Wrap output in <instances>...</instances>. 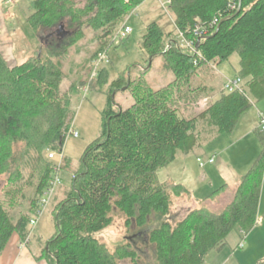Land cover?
<instances>
[{
	"label": "trees",
	"instance_id": "1",
	"mask_svg": "<svg viewBox=\"0 0 264 264\" xmlns=\"http://www.w3.org/2000/svg\"><path fill=\"white\" fill-rule=\"evenodd\" d=\"M145 1L32 0L27 18L32 31L51 36L62 27L70 37L62 44L47 39L46 46L55 49L16 66H10L0 52V176H7L0 197V254L14 235L24 243L31 235L30 222L52 175L53 163L45 154L49 148L63 147L73 122L70 94L76 95V88L79 93L83 87L97 90L108 80L106 67L97 79H92L91 69L71 93L63 92L66 74L61 59L83 38L85 27L104 32L93 61L107 53L121 23ZM169 1L176 29L166 34L158 23L150 24L142 48L149 62L162 56L164 69L175 80L154 90L143 81L145 69L138 82L126 83L124 73L112 82L111 95L125 85L133 87L135 104L127 110L115 109L110 96L101 137L86 149L71 190L61 200L55 195L49 206L56 232L38 260L142 264L130 243L110 251L94 237L112 226L116 213L125 219L127 229L150 228L148 243L154 247L157 264H205L211 253L225 248L233 232L248 235L256 227L264 177L262 129L256 132L263 147L260 156L237 186L233 200L219 212L204 204L217 199L228 185L199 201L201 208L177 224L165 221L175 198L190 192L183 184L160 182L157 172L212 137L231 135L252 108L251 99L264 101V0H242L239 13L240 0ZM177 31L194 40L196 48L201 39L197 54L181 48L177 35L173 36ZM197 31L202 37L195 35ZM235 54L240 58L238 76L244 81L241 91L195 87L196 78L211 71L208 65L222 64ZM205 98L209 103L199 116L181 113L193 111ZM200 122L212 135L203 138Z\"/></svg>",
	"mask_w": 264,
	"mask_h": 264
},
{
	"label": "rangeland",
	"instance_id": "2",
	"mask_svg": "<svg viewBox=\"0 0 264 264\" xmlns=\"http://www.w3.org/2000/svg\"><path fill=\"white\" fill-rule=\"evenodd\" d=\"M31 1L13 0L12 3H7L6 0H2V3H0V40L3 35L7 45V54L12 51L15 60L18 62L17 64L25 62L30 57L46 54L48 50L55 49L54 45L46 46L48 41L55 44L53 35L50 36L48 32L35 33L27 24V18L32 12L30 8ZM174 21L175 18L169 10L168 0H146L119 26L121 28L126 23L132 28L133 33L124 41L115 40L108 52L105 53L110 60V63L104 66L108 74L107 83L97 90H90L88 93L84 92L86 88L83 87L80 93L79 89L77 91L76 88V95L70 94V97H72L73 122L69 123V129L73 126L74 131L78 132L79 135L75 138L68 136L69 131L66 133V140L62 148L65 159L62 166L63 171L61 172V185L56 192L57 200L64 198L65 194L71 190L73 174L80 167L86 149L101 137L104 125L103 113L108 108L110 96H112L114 101L115 109L127 110L135 104V97L131 91L133 87L128 88L125 85L121 90H116L111 95L112 82L118 79L119 74L124 73L126 83L129 80L138 82L141 80L142 72L148 69L143 81L154 90L166 87L175 80V75L164 69V58L162 56L155 57L149 62L150 58L142 48V42L150 24L158 23L162 30L168 34L176 29ZM60 30L65 35L60 42L62 44L65 39L70 37V32L62 27ZM176 33L173 36L177 35L176 37L178 38L179 32L177 31ZM103 34V31H95L90 27H85L83 38L72 46L67 55L61 59V65L66 74V79L62 84L63 92L71 93V90L76 85H79L80 81L87 79L92 69L93 58L100 51ZM113 39H115V35ZM239 62L240 58L235 54L228 61L218 66L216 65V67L213 64L208 65L211 71L201 73L194 82L195 87L202 84V86L207 85L218 91L228 81L239 79ZM217 96L216 94L215 97L217 98ZM261 102L263 101L257 102L252 98L251 103L253 106L251 109L256 111ZM208 103L209 99L205 98L195 106L193 111L182 109L181 113L184 116H199L206 109ZM179 105H182V103H179ZM180 107L183 108L182 106ZM199 130L204 132L203 138L212 135L202 122L199 123ZM234 140L235 138L228 134L211 142L209 140V143L204 145L198 153L186 156L179 154L174 163L157 172L160 182L183 183L191 191V194H194L193 197L185 194L175 198L172 213L165 221L175 225L191 211L200 209L203 204H199L198 200L205 199L213 192L211 187H209L210 181L211 184L216 182L217 177H220L219 179L224 182L223 184H229L230 188L226 189L217 199L204 205L213 212H219L233 200L240 181L234 171H241L245 152L250 151L253 155L255 152L261 151V146L256 137L246 139L244 144H241L244 154L241 153L240 149H226ZM50 151H58V149L56 147L49 148L45 154L47 160H49ZM210 157L216 159V163L201 169L197 163V158H202L204 162H208ZM59 160L60 158H57L55 163L58 164ZM64 165H66L65 168ZM52 177L54 178L55 175H52ZM204 177H207V181L203 180ZM6 181L7 176H0V197L5 194ZM50 210L51 207L39 219L35 228L30 227L31 238L33 239L31 250L36 254H41L43 250V246L40 247L39 244L50 240L56 232ZM152 226H157V223L153 222ZM149 231V227L144 230L127 229L125 219L121 214L116 213L114 214L112 226L103 232L95 234L94 237L105 244L110 251L130 243L140 254L142 264H157L154 247L148 243ZM236 249L238 250V247ZM42 262L46 263V260H42ZM121 264L132 263L126 260Z\"/></svg>",
	"mask_w": 264,
	"mask_h": 264
},
{
	"label": "crops",
	"instance_id": "3",
	"mask_svg": "<svg viewBox=\"0 0 264 264\" xmlns=\"http://www.w3.org/2000/svg\"><path fill=\"white\" fill-rule=\"evenodd\" d=\"M0 3H2V0H0ZM7 35L9 36V34ZM8 38H6L7 41L10 40V38L9 40ZM0 52L10 66L18 65L17 64L18 62L15 60V57L13 55V52L11 51L10 54H7V45L3 35H2V39L0 40ZM260 114L264 116V101L260 103V105L256 108V111L250 109L247 113H245L241 117L235 131L230 135L234 137L235 140L232 141L231 145L226 148V149L236 148V150L240 149L241 153L244 154V150H242L241 144H244L246 139L249 138L252 139L254 137H256V139L258 140L261 146V151L255 152V154L253 155L251 154L250 151L245 152L244 154L245 158L243 160L241 171L238 172L234 171V174H237V178L240 179L239 183L247 175V173L249 172L255 161L260 156L263 149L261 142L257 137V133H256L258 130L261 129ZM221 136L223 135L212 137L210 139V142L216 140ZM207 143H203L202 145H199L192 153L195 154L198 153L200 149H202L204 145H206ZM212 158L213 157H210L208 159V162H204L205 163L204 167H201V165L198 162V159H202V158H197V163L199 164V167L201 169H205L207 166H212L216 163V159L213 164L209 163V160ZM219 178L217 177L216 178L217 181L212 184L210 181L209 187H211V191L213 192L210 193L209 196H211L214 192L221 189L225 185H228V188H230L229 184H223L224 182H222V180L220 181ZM203 180L207 181V177H204ZM177 184H183V183H177ZM183 185L187 188L185 184ZM188 191L190 192L191 197H193L194 194L192 195L189 189ZM199 201L202 200H198V202ZM258 217L262 220V222L256 225L254 230L248 235H246L245 239L242 235V232L232 233L227 240V244L225 248L219 252L211 253L207 257L205 264H258L260 261L264 260V177H263V185L261 190ZM48 241L39 244L40 247L43 246V250L41 254H36L33 250H31L33 245V239L31 238V236L29 238V242L24 243L20 240L19 236L14 235L10 240L9 244L7 245V247L5 248V250L0 254V264H49L47 260L46 263L42 262V260L45 259H41V260L37 259V257H41V255L43 254L44 248ZM240 242L244 244V247L241 249H240V245H241ZM237 247L238 250L236 249Z\"/></svg>",
	"mask_w": 264,
	"mask_h": 264
},
{
	"label": "built area",
	"instance_id": "4",
	"mask_svg": "<svg viewBox=\"0 0 264 264\" xmlns=\"http://www.w3.org/2000/svg\"><path fill=\"white\" fill-rule=\"evenodd\" d=\"M7 3H12L13 0H6ZM168 4H170V1L168 0ZM236 6L233 4L232 8L234 9ZM218 23L217 20L214 21V25H216ZM133 33L132 28L127 25L126 23L118 29V31L115 34V40H120V41H124L126 39L129 38V36ZM195 35L197 37H202V33L200 31H197L195 33ZM179 41H180V45L182 49L188 50L193 54H197V48H196V44L194 40H189L187 38L184 37V35L182 33H179V37H178ZM110 63L109 57L107 54L105 53H101L99 54L93 61L92 63V69H93V73H92V79H96L99 76V71L100 69L105 66L108 65ZM213 66L216 67V65L218 66L217 62H213L212 63ZM243 87V81L239 78L236 80H232V81H228L225 85H224V90L227 93H234L236 91H241ZM86 90L84 91L85 93L89 92V87H85ZM84 90V89H83ZM260 119H261V129L264 131V116L262 114H260ZM78 132L74 131L73 126L71 127L68 136H72L77 138L78 137ZM67 136V137H68ZM63 148V147H62ZM62 148L58 151H50L49 152V160L53 163V167H52V175H55V177L53 178L51 175V178L49 180V182L47 183L46 188L43 191V194L40 196L39 200H38V211L37 214L32 218L31 222H30V227L31 228H35L39 219L48 211V208L54 198V196L56 195V192L58 190V188L61 185V172L62 170V166L64 163V159L65 157L63 156L62 153ZM60 151V152H59ZM57 158H60L59 163L56 164L55 160ZM215 161L214 158L209 160L210 164H213ZM199 164L201 165V167L205 166V163L202 159H198ZM262 222V220L258 217L257 218V222L256 225L260 224ZM244 239L246 238V234L242 233ZM31 236V235H30ZM29 236V238H30ZM28 240L25 243H28ZM244 247V244L241 243L240 245V249Z\"/></svg>",
	"mask_w": 264,
	"mask_h": 264
},
{
	"label": "flooded vegetation",
	"instance_id": "5",
	"mask_svg": "<svg viewBox=\"0 0 264 264\" xmlns=\"http://www.w3.org/2000/svg\"><path fill=\"white\" fill-rule=\"evenodd\" d=\"M51 35H53L54 36V39L56 40H62L63 38H64V34L62 33V31L61 30H59V31H57V32H54L53 34H51Z\"/></svg>",
	"mask_w": 264,
	"mask_h": 264
},
{
	"label": "water",
	"instance_id": "6",
	"mask_svg": "<svg viewBox=\"0 0 264 264\" xmlns=\"http://www.w3.org/2000/svg\"><path fill=\"white\" fill-rule=\"evenodd\" d=\"M241 1H242V0H240V3H239V10H238V13L240 12V9H241V4H242ZM200 43H201V39L198 40L197 48H199Z\"/></svg>",
	"mask_w": 264,
	"mask_h": 264
}]
</instances>
